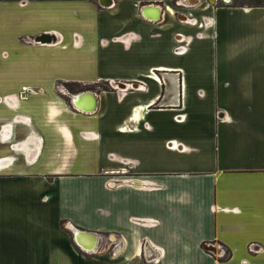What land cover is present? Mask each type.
Wrapping results in <instances>:
<instances>
[{
    "label": "crops",
    "instance_id": "crops-1",
    "mask_svg": "<svg viewBox=\"0 0 264 264\" xmlns=\"http://www.w3.org/2000/svg\"><path fill=\"white\" fill-rule=\"evenodd\" d=\"M110 1L0 0V264H264V8Z\"/></svg>",
    "mask_w": 264,
    "mask_h": 264
},
{
    "label": "bare ground",
    "instance_id": "bare-ground-1",
    "mask_svg": "<svg viewBox=\"0 0 264 264\" xmlns=\"http://www.w3.org/2000/svg\"><path fill=\"white\" fill-rule=\"evenodd\" d=\"M213 1L216 2V0H213ZM102 3L108 5V4L111 3V1L110 0H102ZM168 10L172 11L171 8L168 9ZM144 12H146V10ZM148 15H149V17L156 19L159 16V9L155 8L154 13H152L151 15L148 13ZM50 39H51L50 37L45 36V35L40 37V40L44 41V42H47ZM73 96H74L72 98V100L74 102L73 105L76 108H78L80 111L87 112V111H91V110L95 109L96 103H97V99H96V96H95L94 93L91 94L90 92H84V94L81 95L80 97H77V94L76 95L74 94ZM85 98L89 99V101L87 102L85 100ZM75 103H77V104H75ZM132 116H133L132 118L134 120H140L141 119V110L137 109ZM78 232H82V231L76 230L74 232V235H76V238H77L76 241L80 244V246L83 249H88L89 250V249H95L97 247V245L99 243L97 234H95L96 236H94V235H88V234H85V233L81 234V233H78Z\"/></svg>",
    "mask_w": 264,
    "mask_h": 264
},
{
    "label": "rangeland",
    "instance_id": "rangeland-1",
    "mask_svg": "<svg viewBox=\"0 0 264 264\" xmlns=\"http://www.w3.org/2000/svg\"><path fill=\"white\" fill-rule=\"evenodd\" d=\"M180 12V11H179ZM212 58L214 59L213 60V62L214 61H216L217 60V58L219 59V55L218 56H216V55H214L213 54V56H212ZM216 64V62H214V65ZM100 86V87H102L103 89H105V90H109V87H108V85L106 84V83H100V84H95V85H92V86H89V85H87L86 87H87V89H95V86ZM55 87H56V91H58L59 92V94L62 96V97H65L67 100H68V102L69 103H71V98H73L74 96H73V94H70L69 93V91H72V90H74V84H67V83H61V82H57L56 84H55ZM67 89H69V91L67 90ZM63 93H65V94H67V96H64L63 95ZM73 96V97H72ZM110 182H111V180H108L107 181V185H110ZM77 184H70V186H76ZM73 190V189H72ZM72 201V200H71ZM70 205H71V202H70ZM71 213H72V211H71ZM97 219H100L98 216H97ZM61 225H63V226H66L67 224H66V222L63 224V222L61 223ZM108 234V233H107ZM103 234V235H101L102 236V241H107L108 239H110L109 237H110V235L108 234ZM100 245H101V243H100ZM99 245V246H100ZM99 246H98V248H99ZM103 246V245H102ZM101 247V246H100ZM98 248H96V250L98 249ZM100 249V248H99ZM101 249H103V248H101Z\"/></svg>",
    "mask_w": 264,
    "mask_h": 264
},
{
    "label": "water",
    "instance_id": "water-1",
    "mask_svg": "<svg viewBox=\"0 0 264 264\" xmlns=\"http://www.w3.org/2000/svg\"><path fill=\"white\" fill-rule=\"evenodd\" d=\"M225 2H230V0H224ZM155 8H157L156 6H148L147 8L146 7H144L143 8V10H142V14L144 15V11L146 10V11H148V9H155ZM158 9V8H157ZM159 16H160V12H159ZM158 18V17H157ZM43 36V35H42ZM46 36V35H45ZM48 37H50L51 39H54V36H49V35H47ZM40 37L41 36H37L36 38H35V41L36 42H44V41H41L40 40ZM91 93V92H90ZM84 94V92H82V93H78L77 94V97H80L81 95H83ZM92 94V93H91ZM74 102H73V100H72V104H73ZM75 104H77V103H75ZM92 111V110H91ZM87 112H89V111H87ZM80 231H82V232H78V233H81V234H88V235H94V236H96L95 234L96 233H94V232H90V231H84V230H80ZM73 239H74V241H75V243L79 246V247H81L80 246V244L76 241L77 240V238H76V235H74V232H73ZM98 245H99V243H98ZM98 245H97V247H98ZM82 248V247H81ZM207 250H211V248H206ZM84 250H88V249H84ZM89 250H92V249H89Z\"/></svg>",
    "mask_w": 264,
    "mask_h": 264
},
{
    "label": "trees",
    "instance_id": "trees-1",
    "mask_svg": "<svg viewBox=\"0 0 264 264\" xmlns=\"http://www.w3.org/2000/svg\"><path fill=\"white\" fill-rule=\"evenodd\" d=\"M231 6L233 7H263L264 0H231Z\"/></svg>",
    "mask_w": 264,
    "mask_h": 264
},
{
    "label": "built area",
    "instance_id": "built-area-1",
    "mask_svg": "<svg viewBox=\"0 0 264 264\" xmlns=\"http://www.w3.org/2000/svg\"><path fill=\"white\" fill-rule=\"evenodd\" d=\"M175 6H179V3H180V1L179 0H175ZM180 7H183V5H181ZM179 14V13H178ZM179 37V36H178ZM181 38L182 37H180L179 39H178V42H181ZM182 48H183V46L182 45H178V46H176V52H182ZM181 118H179V120H180ZM109 235H111V234H109ZM102 237L99 235V239H100V241H102V239H101ZM110 238V237H109ZM109 240L110 239H108L107 241L109 242ZM100 241H99V245H100ZM98 245V246H99ZM257 245L258 244H256V243H251L250 244V250L251 251H254L255 250V248L254 247H257ZM208 251H210V252H212V250H208Z\"/></svg>",
    "mask_w": 264,
    "mask_h": 264
}]
</instances>
